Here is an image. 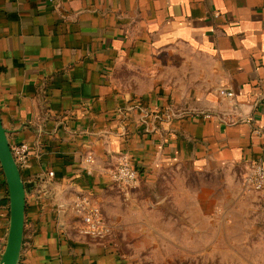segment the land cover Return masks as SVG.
I'll list each match as a JSON object with an SVG mask.
<instances>
[{
	"label": "crops",
	"instance_id": "obj_1",
	"mask_svg": "<svg viewBox=\"0 0 264 264\" xmlns=\"http://www.w3.org/2000/svg\"><path fill=\"white\" fill-rule=\"evenodd\" d=\"M0 118L28 146L17 264H140L109 238L126 226L106 199L119 156L138 188L172 166L231 170V206L264 163V0H0ZM79 195L104 239L78 233ZM9 222L0 167V257Z\"/></svg>",
	"mask_w": 264,
	"mask_h": 264
},
{
	"label": "rangeland",
	"instance_id": "obj_2",
	"mask_svg": "<svg viewBox=\"0 0 264 264\" xmlns=\"http://www.w3.org/2000/svg\"><path fill=\"white\" fill-rule=\"evenodd\" d=\"M240 184L233 206L231 170L172 166L152 184L116 186L106 199L113 214L123 212L126 226L109 238L140 264H264V196L244 189L242 178ZM233 215L239 217L236 237Z\"/></svg>",
	"mask_w": 264,
	"mask_h": 264
},
{
	"label": "built area",
	"instance_id": "obj_3",
	"mask_svg": "<svg viewBox=\"0 0 264 264\" xmlns=\"http://www.w3.org/2000/svg\"><path fill=\"white\" fill-rule=\"evenodd\" d=\"M219 94L232 99L234 93L225 87L219 88ZM12 155L19 169L27 163L28 146L26 143L10 145ZM91 161V156H87ZM112 181L121 189L128 190L138 184V172L129 158L122 154L118 158L116 167L111 172ZM244 189L264 191V163L253 162L242 176ZM72 209L80 217L77 227L79 234L102 240L110 234V226L101 212L100 207L88 196L79 195L72 204Z\"/></svg>",
	"mask_w": 264,
	"mask_h": 264
},
{
	"label": "water",
	"instance_id": "obj_4",
	"mask_svg": "<svg viewBox=\"0 0 264 264\" xmlns=\"http://www.w3.org/2000/svg\"><path fill=\"white\" fill-rule=\"evenodd\" d=\"M0 167L7 185L10 222L0 264H17L22 244L25 212V188L0 118Z\"/></svg>",
	"mask_w": 264,
	"mask_h": 264
}]
</instances>
